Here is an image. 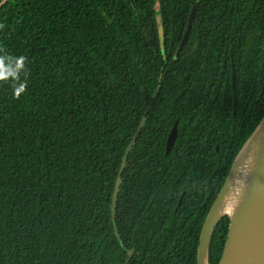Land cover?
I'll list each match as a JSON object with an SVG mask.
<instances>
[{
  "label": "trees",
  "instance_id": "obj_1",
  "mask_svg": "<svg viewBox=\"0 0 264 264\" xmlns=\"http://www.w3.org/2000/svg\"><path fill=\"white\" fill-rule=\"evenodd\" d=\"M0 23V45L30 61L19 99L0 83V264H197L204 218L264 118V0H9Z\"/></svg>",
  "mask_w": 264,
  "mask_h": 264
},
{
  "label": "water",
  "instance_id": "obj_2",
  "mask_svg": "<svg viewBox=\"0 0 264 264\" xmlns=\"http://www.w3.org/2000/svg\"><path fill=\"white\" fill-rule=\"evenodd\" d=\"M8 1L3 0L0 7ZM196 14V4H194L177 55L181 54L188 42ZM157 21L162 46L164 47V24L159 14L157 15ZM232 86L236 95L234 71ZM144 123L145 117H143L136 135L132 138L122 156L112 193V217L115 214L117 193L121 182L120 175ZM177 138L178 121L168 136L166 156L171 153ZM217 151H219L218 147ZM238 182H242L244 185L242 194L237 191ZM182 197L183 195L179 198L178 206L182 201ZM225 217L228 218L229 223L219 264H264V118L235 158L221 191L204 218L196 248L197 264H210L211 238L218 223ZM114 232L118 236L116 229H114ZM132 253L133 251L129 250V256Z\"/></svg>",
  "mask_w": 264,
  "mask_h": 264
},
{
  "label": "clouds",
  "instance_id": "obj_3",
  "mask_svg": "<svg viewBox=\"0 0 264 264\" xmlns=\"http://www.w3.org/2000/svg\"><path fill=\"white\" fill-rule=\"evenodd\" d=\"M5 28V24L0 23V30ZM30 63L25 55H13L0 45V83L11 82L13 96L19 99L27 91L28 77L30 70L27 65ZM237 191L242 194L244 185L238 182Z\"/></svg>",
  "mask_w": 264,
  "mask_h": 264
}]
</instances>
